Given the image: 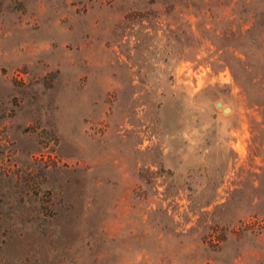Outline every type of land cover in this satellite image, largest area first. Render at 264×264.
<instances>
[{
  "label": "rangeland",
  "instance_id": "obj_1",
  "mask_svg": "<svg viewBox=\"0 0 264 264\" xmlns=\"http://www.w3.org/2000/svg\"><path fill=\"white\" fill-rule=\"evenodd\" d=\"M0 264H264V0H0Z\"/></svg>",
  "mask_w": 264,
  "mask_h": 264
},
{
  "label": "water",
  "instance_id": "obj_2",
  "mask_svg": "<svg viewBox=\"0 0 264 264\" xmlns=\"http://www.w3.org/2000/svg\"><path fill=\"white\" fill-rule=\"evenodd\" d=\"M228 111V109H224V112H227Z\"/></svg>",
  "mask_w": 264,
  "mask_h": 264
},
{
  "label": "bare ground",
  "instance_id": "obj_3",
  "mask_svg": "<svg viewBox=\"0 0 264 264\" xmlns=\"http://www.w3.org/2000/svg\"><path fill=\"white\" fill-rule=\"evenodd\" d=\"M229 110V109H228Z\"/></svg>",
  "mask_w": 264,
  "mask_h": 264
}]
</instances>
